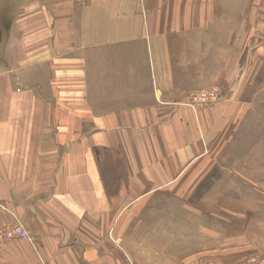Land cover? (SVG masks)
I'll list each match as a JSON object with an SVG mask.
<instances>
[{"label": "crops", "instance_id": "obj_1", "mask_svg": "<svg viewBox=\"0 0 264 264\" xmlns=\"http://www.w3.org/2000/svg\"><path fill=\"white\" fill-rule=\"evenodd\" d=\"M5 2L0 229L21 222L44 264H237L238 231L255 235L234 191L193 204L176 183L234 161L235 108L262 91L264 0Z\"/></svg>", "mask_w": 264, "mask_h": 264}, {"label": "rangeland", "instance_id": "obj_2", "mask_svg": "<svg viewBox=\"0 0 264 264\" xmlns=\"http://www.w3.org/2000/svg\"><path fill=\"white\" fill-rule=\"evenodd\" d=\"M3 1H6L5 7L13 9L15 0ZM2 7L0 3V13ZM255 73L262 83L260 100L237 103L239 108H235L234 161L196 162L176 183L193 204L208 200L212 205L214 197L208 194L209 190L234 191V223L246 228L250 222L255 235L253 240L250 236L248 240L244 236L246 231L239 229L240 237L234 241V250L238 249L240 256L237 264H264V65ZM208 90H215L219 96L216 88ZM6 241L13 245L0 250V264H44L36 254H27L20 245L23 241Z\"/></svg>", "mask_w": 264, "mask_h": 264}, {"label": "built area", "instance_id": "obj_3", "mask_svg": "<svg viewBox=\"0 0 264 264\" xmlns=\"http://www.w3.org/2000/svg\"><path fill=\"white\" fill-rule=\"evenodd\" d=\"M84 1V0H79ZM218 99V93L215 90H203L193 92L188 95L185 105L195 110L203 104L213 102ZM24 240L32 243V238L21 222L17 221L13 226L0 229L1 240Z\"/></svg>", "mask_w": 264, "mask_h": 264}]
</instances>
